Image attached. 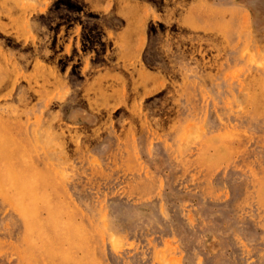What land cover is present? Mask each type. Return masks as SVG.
<instances>
[{
    "label": "rangeland",
    "instance_id": "rangeland-1",
    "mask_svg": "<svg viewBox=\"0 0 264 264\" xmlns=\"http://www.w3.org/2000/svg\"><path fill=\"white\" fill-rule=\"evenodd\" d=\"M0 264H264V0H0Z\"/></svg>",
    "mask_w": 264,
    "mask_h": 264
},
{
    "label": "bare ground",
    "instance_id": "bare-ground-1",
    "mask_svg": "<svg viewBox=\"0 0 264 264\" xmlns=\"http://www.w3.org/2000/svg\"><path fill=\"white\" fill-rule=\"evenodd\" d=\"M202 97V96H201ZM98 254V253H97ZM102 255V254H101ZM96 257V256H95Z\"/></svg>",
    "mask_w": 264,
    "mask_h": 264
}]
</instances>
